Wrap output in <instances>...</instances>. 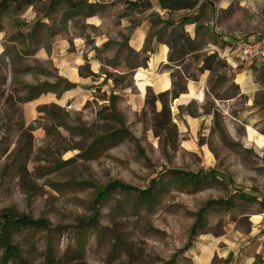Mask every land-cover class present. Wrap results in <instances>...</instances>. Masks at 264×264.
Listing matches in <instances>:
<instances>
[{"label": "rangeland", "instance_id": "374dc122", "mask_svg": "<svg viewBox=\"0 0 264 264\" xmlns=\"http://www.w3.org/2000/svg\"><path fill=\"white\" fill-rule=\"evenodd\" d=\"M5 1L0 216L48 223L12 233L26 264H44L48 246L60 264H264V145L255 142L264 137V91H247L237 81L259 62H231L218 39L260 33L264 0H231L222 24L216 0L178 14H166L156 0H88L98 4L95 16L66 25L60 6L48 11L49 0L30 6ZM198 9L204 17L194 40L180 39L185 32L177 25L199 18ZM162 23L175 26L162 29ZM76 53L83 58V92L74 84L69 98L65 92L51 102H26L25 88L45 80L40 69L71 83L51 56L59 62ZM214 54L216 60L207 61L211 70H201ZM139 71L150 82L167 79L169 89L153 84L141 92ZM182 89L177 99L158 98ZM175 171L198 175V184ZM111 182L152 187L153 198L144 202L135 192L115 191L95 203ZM225 200L232 207L217 204ZM199 217L203 226L191 236Z\"/></svg>", "mask_w": 264, "mask_h": 264}, {"label": "trees", "instance_id": "16d2710c", "mask_svg": "<svg viewBox=\"0 0 264 264\" xmlns=\"http://www.w3.org/2000/svg\"><path fill=\"white\" fill-rule=\"evenodd\" d=\"M23 2H26V6L31 5V0H22ZM88 0H49L48 5V11H54L59 6L61 7L62 11L59 15L60 20L63 22V25H66L68 22H73L79 18L88 19L96 14V9L98 4L96 3H87ZM160 9L162 10H178L182 8H190V3L188 1L184 0H158ZM131 7H136V4H131ZM138 7V5H137ZM8 8L7 1L2 0L0 2V13H2L4 10ZM188 20L183 19L177 26L179 28L183 27V25L187 24ZM162 29L173 27V25L168 23H162ZM177 28H173L172 30H176ZM0 27V32H1ZM198 30V29H196ZM174 32V31H173ZM176 32H179V30H176ZM160 34L157 33L158 36ZM182 33H178V35H181ZM187 35H182V38L185 39ZM188 38V37H187ZM105 46V45H104ZM216 55H212L205 58V62L203 63L201 70H211V66L207 64V61L210 59L216 60ZM180 59H173L169 57L170 63L179 62ZM40 74L43 77V82L36 83L35 85L27 86L25 88L27 98L26 102H31L33 100L38 99L39 97L46 95V94H52L55 95L57 98H60V96L73 89L75 87L74 84H71L67 81H65L61 77H53L48 73L45 69H40ZM49 79H53L52 81H49ZM173 85V84H172ZM185 92V89H182L179 93L173 92H166L164 94H161L158 96V98L169 96L171 99H177L180 94H183ZM112 97H110V100ZM43 110L39 109V113L43 114ZM174 174H177L181 176L183 179L188 180L193 185H197L199 182L198 175L193 174H186L181 173L179 171H175ZM157 183V182H156ZM155 181H152V185L156 184ZM115 191H121V192H135L138 194V196L141 198L144 202H150L153 198L152 194V187H149L145 190H137L135 188H132L128 185H125L120 182H111L109 183L103 190L99 191L95 197V203L98 202H105L109 196L115 192ZM241 200L245 202L252 201L249 197L241 196ZM218 205H223L225 207H232V201L231 200H225V201H218ZM95 223V220L91 219L88 224L92 225ZM202 219L201 217L198 218L197 223L192 227L191 229V236L195 234L196 229L202 228ZM264 224V222H263ZM48 227V223L41 219H32L25 215H13L8 212H4L0 216V248H2V256H1V262L2 264H8L9 263H15V264H26V259L21 258V252L20 250L13 246L11 244V237L12 233L15 231H18L19 229L23 228H43L46 229ZM173 260L167 262V264H173ZM44 264H60L56 258L55 255L52 253L50 246H48V254L46 257V261Z\"/></svg>", "mask_w": 264, "mask_h": 264}, {"label": "crops", "instance_id": "0c3cea01", "mask_svg": "<svg viewBox=\"0 0 264 264\" xmlns=\"http://www.w3.org/2000/svg\"><path fill=\"white\" fill-rule=\"evenodd\" d=\"M187 1H188V3H190V8H189L190 10H193L194 8L199 7V6L206 3L204 0H187ZM157 2H158V0H156V3ZM195 2H197V3H195ZM231 2H232L231 0H216V5H214V8L216 10V21L217 22L219 19L220 23L222 24L223 20H222V17L220 15H222L224 13L225 8H227L231 4ZM160 10H162V9H160ZM220 10H222V11L220 12ZM163 11L166 14L171 13V10H163ZM173 11H174L173 13L178 14V12H180L182 10L180 9V10H173ZM198 12H200L199 18L188 19L187 24L183 25V27H182V30L185 32L187 37L190 38L191 40H194L196 34L198 33V30H195L196 24L198 23L200 18L204 17V15L201 13V11L199 9H198ZM175 25H177V22L175 23ZM161 26H162V24H161ZM142 32H143L142 30H139L137 32V34L138 33L142 34ZM263 33H264V28L260 31V33L249 34L248 37H250L251 39H256L259 36H261ZM243 36H245V35H243ZM218 39L219 40L221 39V42H223L225 44V46H227L231 42V40L234 38L229 37V36L219 35ZM141 44H142V40L140 39L139 36H137V40L135 42V45L141 46ZM207 45H210V43H208ZM59 46L65 47L62 44H60ZM159 47L163 48L165 46L162 45V43H160ZM74 55L69 54V56L65 57L63 60H60L59 62H57V60L53 58L54 55L51 56V59L54 62L53 65L60 71V74L63 77L67 78L72 84H75L79 91L83 92V90H84L82 88L83 79L80 77V74L78 71L79 67L82 65L83 58L81 56V53H76ZM38 57L41 60L47 59V55L46 56L43 55L42 52H39ZM254 64H257V63H254ZM94 68L95 67L92 65V72L93 73L96 72ZM69 77H71V79ZM237 81H238L239 85L243 86V89L248 88L247 91H249V90L254 91V92L259 91V90L264 91V63H259V65H254L253 70H248L246 73L238 74L237 75ZM69 94H70V92H66V94H65L66 98H69L68 97ZM54 97H55V95L46 94V95H43L39 98H45V99H47L48 102H51ZM250 260H253V259H250Z\"/></svg>", "mask_w": 264, "mask_h": 264}, {"label": "built area", "instance_id": "2783aa9c", "mask_svg": "<svg viewBox=\"0 0 264 264\" xmlns=\"http://www.w3.org/2000/svg\"><path fill=\"white\" fill-rule=\"evenodd\" d=\"M231 52V59L245 64L264 63V36L256 39L239 38L231 41L227 46ZM211 51H216L210 48ZM231 62H233L231 60ZM234 63V62H233Z\"/></svg>", "mask_w": 264, "mask_h": 264}, {"label": "bare ground", "instance_id": "6f19581e", "mask_svg": "<svg viewBox=\"0 0 264 264\" xmlns=\"http://www.w3.org/2000/svg\"><path fill=\"white\" fill-rule=\"evenodd\" d=\"M69 78L71 79V77H69ZM135 78L138 81V86H139L141 92H143L145 86H150L153 84L156 86L157 90H160V91L167 90L170 87L169 81L167 79H164V78H160L154 82H150V80L146 77L145 73L142 71H139L136 74ZM192 95H193V93L190 92L187 96H183V97H185V99H186ZM249 138H252L251 134H249ZM255 142L258 145L263 146L264 145V137H261V136L257 137L255 139Z\"/></svg>", "mask_w": 264, "mask_h": 264}]
</instances>
